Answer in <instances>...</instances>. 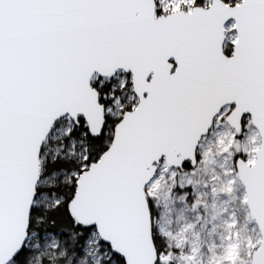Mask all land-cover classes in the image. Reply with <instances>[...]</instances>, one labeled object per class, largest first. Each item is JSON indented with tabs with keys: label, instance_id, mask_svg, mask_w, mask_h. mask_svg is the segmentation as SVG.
I'll list each match as a JSON object with an SVG mask.
<instances>
[{
	"label": "snow or ice",
	"instance_id": "snow-or-ice-1",
	"mask_svg": "<svg viewBox=\"0 0 264 264\" xmlns=\"http://www.w3.org/2000/svg\"><path fill=\"white\" fill-rule=\"evenodd\" d=\"M258 116L264 0H0V264H185L152 185L193 186L195 150L165 166L193 128Z\"/></svg>",
	"mask_w": 264,
	"mask_h": 264
},
{
	"label": "rangeland",
	"instance_id": "rangeland-1",
	"mask_svg": "<svg viewBox=\"0 0 264 264\" xmlns=\"http://www.w3.org/2000/svg\"><path fill=\"white\" fill-rule=\"evenodd\" d=\"M259 143L254 127L234 140L227 126H213L199 142L195 167L177 170L191 188L173 191L171 175L154 181L159 207L153 223L166 243L180 249L185 264H250L260 235L247 212L235 154L251 163Z\"/></svg>",
	"mask_w": 264,
	"mask_h": 264
},
{
	"label": "water",
	"instance_id": "water-1",
	"mask_svg": "<svg viewBox=\"0 0 264 264\" xmlns=\"http://www.w3.org/2000/svg\"><path fill=\"white\" fill-rule=\"evenodd\" d=\"M229 122L235 128L240 127L238 112L234 113L233 117H229ZM253 124L255 125L254 128L257 130L260 140L259 146L255 150L254 160L251 163H247L241 157H238L235 162V167L238 180L243 186L247 212L249 217L254 221L260 235L258 246L251 252L250 264H264V116L254 118ZM202 131L203 128H193L186 136L182 137L178 149L179 155L175 151L170 152L165 160V164H176L185 157L191 159L193 151L195 150L197 153L198 148L195 145L203 137L200 135ZM195 162L196 160H192V164H195ZM145 164L147 166L141 169L142 179H147L151 175L150 161H146ZM141 200H143V194H141ZM147 223V209L145 208V236H147ZM152 254H154L152 243L148 239L147 248L138 250L137 256L143 259L146 255Z\"/></svg>",
	"mask_w": 264,
	"mask_h": 264
},
{
	"label": "trees",
	"instance_id": "trees-1",
	"mask_svg": "<svg viewBox=\"0 0 264 264\" xmlns=\"http://www.w3.org/2000/svg\"><path fill=\"white\" fill-rule=\"evenodd\" d=\"M238 156H240V155H236V158L238 157ZM236 160V159H235ZM197 161V160H196ZM193 167L191 166V164L189 165V167L188 168H182V169H184V170H190V169H192ZM156 215H157V212H156ZM156 217V216H155ZM155 217H153V220L155 219Z\"/></svg>",
	"mask_w": 264,
	"mask_h": 264
},
{
	"label": "flooded vegetation",
	"instance_id": "flooded-vegetation-1",
	"mask_svg": "<svg viewBox=\"0 0 264 264\" xmlns=\"http://www.w3.org/2000/svg\"><path fill=\"white\" fill-rule=\"evenodd\" d=\"M181 169V168H180Z\"/></svg>",
	"mask_w": 264,
	"mask_h": 264
}]
</instances>
